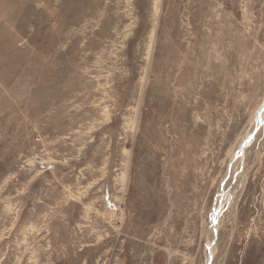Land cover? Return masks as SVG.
I'll list each match as a JSON object with an SVG mask.
<instances>
[{
    "label": "rangeland",
    "instance_id": "rangeland-1",
    "mask_svg": "<svg viewBox=\"0 0 264 264\" xmlns=\"http://www.w3.org/2000/svg\"><path fill=\"white\" fill-rule=\"evenodd\" d=\"M0 264H264V0H0Z\"/></svg>",
    "mask_w": 264,
    "mask_h": 264
}]
</instances>
